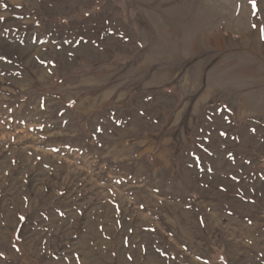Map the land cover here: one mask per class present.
I'll return each instance as SVG.
<instances>
[{
    "label": "rangeland",
    "instance_id": "374dc122",
    "mask_svg": "<svg viewBox=\"0 0 264 264\" xmlns=\"http://www.w3.org/2000/svg\"><path fill=\"white\" fill-rule=\"evenodd\" d=\"M0 264H264V0H0Z\"/></svg>",
    "mask_w": 264,
    "mask_h": 264
},
{
    "label": "trees",
    "instance_id": "16d2710c",
    "mask_svg": "<svg viewBox=\"0 0 264 264\" xmlns=\"http://www.w3.org/2000/svg\"><path fill=\"white\" fill-rule=\"evenodd\" d=\"M27 219H28L27 216H25V218L23 219V222L22 223L24 224ZM21 226H22V224H20V226L17 228V233L20 232Z\"/></svg>",
    "mask_w": 264,
    "mask_h": 264
}]
</instances>
